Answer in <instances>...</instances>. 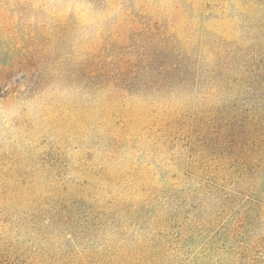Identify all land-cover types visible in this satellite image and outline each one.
<instances>
[{
	"label": "rangeland",
	"instance_id": "obj_1",
	"mask_svg": "<svg viewBox=\"0 0 264 264\" xmlns=\"http://www.w3.org/2000/svg\"><path fill=\"white\" fill-rule=\"evenodd\" d=\"M253 113L264 0H0V246L26 251L52 232L58 175L61 199L104 207L147 206L183 174L190 194L211 178L224 191L192 197L187 241L238 226L264 240V165L235 136ZM214 132L231 137L206 140ZM217 245L212 260L230 259Z\"/></svg>",
	"mask_w": 264,
	"mask_h": 264
},
{
	"label": "trees",
	"instance_id": "obj_2",
	"mask_svg": "<svg viewBox=\"0 0 264 264\" xmlns=\"http://www.w3.org/2000/svg\"><path fill=\"white\" fill-rule=\"evenodd\" d=\"M239 122L244 123V131L235 136L240 137V141L249 139L252 161L264 165V113L261 116L253 113ZM190 130L195 134V142L191 145L196 146L202 141L198 136L203 130ZM182 133L171 132L169 128L161 134L179 141L185 135ZM210 137L224 142L231 136L214 132L207 135L206 140ZM191 175L175 177L176 185L169 180L160 190L152 188L150 203L144 207L128 204L104 207L79 199H61L63 195L68 196L69 187L58 175L55 183L61 185L57 190L60 199L49 209L52 232H45L41 243L26 251L16 248L12 241L7 248L0 246V264H264V240L247 238V227H236L224 240L220 238V242L218 234L221 231L217 229L197 247L187 241V230L195 223V216L189 209L196 205L192 197L209 194L210 190L224 191V186L217 180L199 176V179L195 178L199 182L190 194L186 182L194 180ZM32 181L33 185H38L42 180L35 178ZM260 199L252 198L248 203L256 207L262 203ZM202 225L205 228L212 223ZM213 244H218V249L224 251L234 250L230 259L212 260L209 253Z\"/></svg>",
	"mask_w": 264,
	"mask_h": 264
}]
</instances>
